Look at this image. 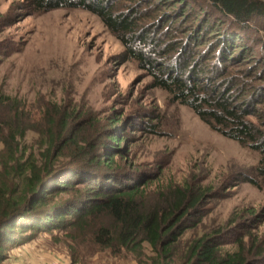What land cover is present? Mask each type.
I'll return each mask as SVG.
<instances>
[{
  "label": "rangeland",
  "instance_id": "obj_1",
  "mask_svg": "<svg viewBox=\"0 0 264 264\" xmlns=\"http://www.w3.org/2000/svg\"><path fill=\"white\" fill-rule=\"evenodd\" d=\"M108 1L114 4L117 15L131 16L137 12L133 16L137 35L142 38L149 34L144 49L160 51L154 58L156 69L163 68L157 71L163 73L169 72L179 56V45L186 40L185 36L197 29V17L203 11L194 4L174 7L176 12L170 9L171 5L154 6L156 0ZM174 29L180 30L174 33ZM217 37L211 35V45L196 50L191 67L195 65L198 70L204 66L209 77L216 76L212 72H217L218 67V72H228L227 79L252 85L264 96V81L245 75L264 72L262 67L254 69L256 58L264 57L262 47L254 46L255 59H244L237 52L228 69L221 71L218 53H214L219 45ZM172 43L179 47L167 55ZM126 52L117 35L89 10L62 7L38 12L31 0H0V111H6L9 100H16L32 122L44 123L45 115L60 109H82L102 119L103 129L117 131L126 139L121 147L128 153L115 160L122 170L151 180L147 187L149 203L169 186L205 191L198 211L185 219L188 226L199 223L186 230L174 246V264H184L196 241L219 232L231 234L238 224L239 229L244 226L241 232L248 234L245 242L249 250L257 240V246L263 247L264 181L256 174L261 155L214 131L191 108L156 86L153 71L130 59ZM240 88L242 85L231 90L236 99L245 92ZM251 94H245L239 102L251 99ZM253 106L258 116L248 120L264 132V99ZM115 117L121 118L120 125L110 123ZM149 124L157 126V133L149 130ZM38 138V133L30 130L22 145L35 147L38 152ZM3 150L0 141V160ZM245 178H257L259 187L245 182ZM231 246L224 248L232 249ZM7 254L8 259L2 264H70L73 255L79 264H139L134 254L114 255L108 249L98 250L87 243L75 246L57 232L41 233ZM144 254L146 264H151V258L157 255L148 244H144Z\"/></svg>",
  "mask_w": 264,
  "mask_h": 264
},
{
  "label": "trees",
  "instance_id": "obj_2",
  "mask_svg": "<svg viewBox=\"0 0 264 264\" xmlns=\"http://www.w3.org/2000/svg\"><path fill=\"white\" fill-rule=\"evenodd\" d=\"M153 4L171 5L172 11L181 4H194L203 10L197 17V29L179 45V56L168 73L157 71L163 68L156 69L154 57L160 51L144 49L149 34L142 38L137 35L133 18L137 12L117 15L108 0H31L38 12L69 7L98 15L126 46L128 57L153 71L156 86L191 108L214 131L258 152L261 159L256 174L264 181V132L248 120L258 116L253 105L261 103L263 94L252 85L227 79L228 72H218V67L217 72H212L216 76L209 77L204 66L195 70V65H190L196 60V50L211 45L208 38L215 34L219 45L214 53H218L221 71L228 69L237 52L247 60L255 59V47L261 46L264 53V0H156ZM170 46L167 55L179 47L174 43ZM256 62L254 69L262 67L264 71V57L256 58ZM245 75L264 81V72ZM239 85L245 92L236 99L231 90ZM249 93L251 99L239 102ZM8 103L6 111H0V141L4 146L0 160V264L8 259L10 249L41 233L55 232L62 233L75 246L87 243L114 255L134 254L139 264H146L144 244H148L157 254L151 264H174V246L186 230L199 223L188 226L185 219L198 211L205 191L169 186L149 203L147 187L151 180L118 167L115 157L123 158L128 153L121 147L126 139L117 131L103 129L102 119L72 108L45 115L44 123H33L16 100ZM120 119L115 117L110 123L120 125ZM148 127L157 133V126ZM30 130L39 135L38 152L35 147L22 145ZM244 181L260 185L257 178ZM239 226L231 234L219 232L196 241L184 264H264V246L259 248L257 240L249 250L245 242L248 234L241 232L244 226ZM227 245L233 248L225 249ZM254 250L257 252L252 255ZM70 264H79V259L73 255Z\"/></svg>",
  "mask_w": 264,
  "mask_h": 264
}]
</instances>
